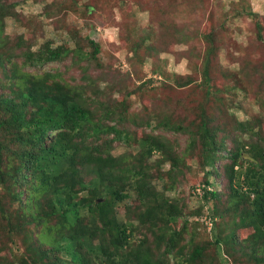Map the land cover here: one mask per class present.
Wrapping results in <instances>:
<instances>
[{"label": "trees", "instance_id": "1", "mask_svg": "<svg viewBox=\"0 0 264 264\" xmlns=\"http://www.w3.org/2000/svg\"><path fill=\"white\" fill-rule=\"evenodd\" d=\"M12 7L0 0V264H200L209 258L206 247L193 243L195 222L188 221L185 206L151 185V171L158 174L168 162L171 187L181 158L161 136L137 138L104 122L118 110V122L153 131L157 120L161 130L190 134V145L198 141L205 178L196 212L211 222L212 243L206 245H213L215 261L227 264L241 235L239 261L264 264V161L253 160L264 151L245 142L251 160L241 170V137L226 147L224 135L217 136L223 129L209 124L204 111L195 131L147 115L122 116L123 101L96 112L91 105L97 100L84 95L83 85L42 66L70 54L95 59L99 45L87 39L85 54L80 44L74 51L49 44L32 49L23 37L6 48L3 21ZM256 27L264 31L262 24ZM236 124L241 134L253 132L249 121ZM115 141L134 143L138 152L114 155ZM219 175L225 186L216 190L212 179ZM216 219L225 223L224 234Z\"/></svg>", "mask_w": 264, "mask_h": 264}, {"label": "rangeland", "instance_id": "2", "mask_svg": "<svg viewBox=\"0 0 264 264\" xmlns=\"http://www.w3.org/2000/svg\"><path fill=\"white\" fill-rule=\"evenodd\" d=\"M5 1L14 4L13 14L3 21L6 48L23 37L32 49L49 44L74 51L80 44L79 52L85 54L90 50L87 39L99 45L95 59L82 56L77 60L70 54L63 62L42 66V70L60 72L63 80L83 85L84 95L97 100L91 105L96 112L100 113L102 104L109 108L123 101L122 116L147 115L149 121L164 119L170 126L195 131L204 111L209 124L223 129L217 136L224 135L226 147L232 148L233 140L241 137L246 146L241 170L251 160L245 142L264 151V31L256 27L258 23L264 26V0ZM118 111L104 122L117 123V127L135 132L137 138L161 136L181 158L171 187L166 176L168 162L159 166L158 174L151 171V185L166 197L179 200L188 221L195 222L193 243L206 247L209 256L200 264H219L213 245H206L212 243L208 237L211 222L196 212L202 207L200 189L205 178L198 141L190 145V134L161 130L156 127L157 120L152 122L153 131L118 122ZM237 121H249L253 132L241 134ZM131 144L115 141L111 151L114 155L138 152L137 145ZM156 158L147 162L154 163ZM253 160L258 165L264 155ZM220 179L225 181L221 175L212 179L216 190L225 186ZM216 220L224 234L225 223ZM242 239L245 237L235 236L231 255L225 256L227 264H245L239 261Z\"/></svg>", "mask_w": 264, "mask_h": 264}]
</instances>
